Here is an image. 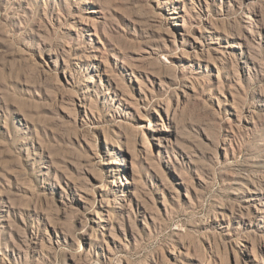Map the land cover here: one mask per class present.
<instances>
[{
	"label": "rangeland",
	"instance_id": "obj_1",
	"mask_svg": "<svg viewBox=\"0 0 264 264\" xmlns=\"http://www.w3.org/2000/svg\"><path fill=\"white\" fill-rule=\"evenodd\" d=\"M0 264H264V0H0Z\"/></svg>",
	"mask_w": 264,
	"mask_h": 264
}]
</instances>
